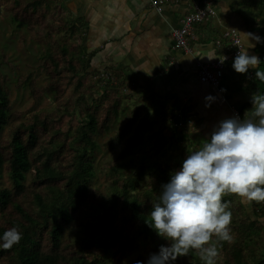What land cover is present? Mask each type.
I'll return each mask as SVG.
<instances>
[{
	"label": "trees",
	"instance_id": "trees-1",
	"mask_svg": "<svg viewBox=\"0 0 264 264\" xmlns=\"http://www.w3.org/2000/svg\"><path fill=\"white\" fill-rule=\"evenodd\" d=\"M0 2L13 28H41L36 41L44 45L17 78L3 68L17 71L18 65L0 52V236L12 227L22 233L18 245L0 248V264H147L170 244L146 221L162 185L182 166L187 139L140 102L114 126L122 100L134 94L110 73L87 71L90 60L79 53L84 23L63 14L55 0ZM248 8L264 71V0ZM251 72L245 74L251 98L240 109L243 117L251 115L252 95H264V81ZM21 99L31 106L20 109ZM42 100L50 106L35 107ZM138 109L148 111L140 115ZM118 142L115 161L97 165ZM224 201L230 202L233 241L213 237L215 264H264L262 205L254 202L253 219L239 197ZM171 264L204 262L193 250Z\"/></svg>",
	"mask_w": 264,
	"mask_h": 264
},
{
	"label": "crops",
	"instance_id": "crops-1",
	"mask_svg": "<svg viewBox=\"0 0 264 264\" xmlns=\"http://www.w3.org/2000/svg\"><path fill=\"white\" fill-rule=\"evenodd\" d=\"M55 1L63 14L84 23L79 53L90 60L87 71L112 74L132 90L129 100L148 103L157 122H174L179 138L188 141L187 154L201 148L220 121L232 118V109L250 100L245 74L232 67L234 58L225 63L216 86L200 81L198 73L202 64L226 52L227 28H234L243 46L250 45L249 54L258 56V33L248 8L256 0H211L215 14L193 25L186 48L175 45L172 32L194 1L204 5L205 0H166L159 10L149 0ZM209 95L215 99L206 107ZM239 200L254 219V202Z\"/></svg>",
	"mask_w": 264,
	"mask_h": 264
},
{
	"label": "clouds",
	"instance_id": "clouds-1",
	"mask_svg": "<svg viewBox=\"0 0 264 264\" xmlns=\"http://www.w3.org/2000/svg\"><path fill=\"white\" fill-rule=\"evenodd\" d=\"M249 46H238L232 67L239 74L253 69L255 78L264 81V71L259 70L261 61L249 54ZM214 99L205 97V106L210 107ZM252 105L251 115L246 112L243 119L234 116L220 121L210 139L188 153L180 169L162 185L159 202L153 203L146 223L170 244L161 245L147 264H171L193 250L204 264H215L219 249L213 237L217 242L233 241L230 202L224 197L235 195L248 203L264 202V95L254 93ZM21 240V231L9 228L0 236V248L10 250Z\"/></svg>",
	"mask_w": 264,
	"mask_h": 264
},
{
	"label": "rangeland",
	"instance_id": "rangeland-1",
	"mask_svg": "<svg viewBox=\"0 0 264 264\" xmlns=\"http://www.w3.org/2000/svg\"><path fill=\"white\" fill-rule=\"evenodd\" d=\"M4 3L0 2V52H3L7 54L9 59L15 64L18 65L19 70L14 71L10 70L8 66H4V71L9 73L13 78L18 76V73L24 74V64L25 63H33L39 56V54L43 51V44L36 41V38L39 36L40 33L43 32L41 28L38 26L33 27H23V28H13L12 22L9 21V18L4 11ZM48 24L46 26H43V29L47 28ZM78 41V40H76ZM69 47H73L75 44L73 42L68 43ZM17 99H20V96H17ZM21 103H23V108H28L31 106L32 101L31 100H24L21 99ZM136 100H129V97H126L122 100V103L120 105V114L117 117V121L114 123V126L117 127L118 122L121 120V118L126 119L133 114V108L136 105ZM21 103L16 102V105L19 106ZM143 103L140 101L138 105H142ZM49 107L50 103L48 100H42L39 104L35 105V107L40 106ZM151 108L148 103H144L142 108ZM144 109H138L140 112V115L146 114L148 110ZM151 111L153 113V109L151 108ZM109 135V133L105 136ZM121 143L118 142L116 144H112L109 151H107L104 154H101L98 157L97 165H103V164H109L115 161L116 156L119 153ZM136 153V152H135ZM99 182H102L103 179L98 178ZM245 214L249 215L246 210L244 209Z\"/></svg>",
	"mask_w": 264,
	"mask_h": 264
},
{
	"label": "built area",
	"instance_id": "built-area-1",
	"mask_svg": "<svg viewBox=\"0 0 264 264\" xmlns=\"http://www.w3.org/2000/svg\"><path fill=\"white\" fill-rule=\"evenodd\" d=\"M166 0H149V3L155 9H161ZM215 14L213 2L205 0L204 5H200L199 1H194L191 8L187 11L181 19L180 27L172 32L174 43L179 47H187V38L192 33L193 25L203 19H207ZM224 37L228 39L227 50L217 60L210 63L202 64L198 73V79L203 82H208L214 86L218 85L219 79L222 75V70L225 63L234 58L239 52L238 46H243V43L234 28H227ZM224 57H226L225 60ZM223 60V62H221ZM232 115L238 116L240 119L244 117L241 115L239 109H232ZM264 209V202L260 203Z\"/></svg>",
	"mask_w": 264,
	"mask_h": 264
}]
</instances>
